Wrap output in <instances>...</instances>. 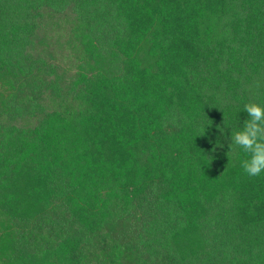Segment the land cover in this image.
<instances>
[{"label": "trees", "instance_id": "trees-1", "mask_svg": "<svg viewBox=\"0 0 264 264\" xmlns=\"http://www.w3.org/2000/svg\"><path fill=\"white\" fill-rule=\"evenodd\" d=\"M248 102L264 0H0V264H264Z\"/></svg>", "mask_w": 264, "mask_h": 264}, {"label": "clouds", "instance_id": "clouds-1", "mask_svg": "<svg viewBox=\"0 0 264 264\" xmlns=\"http://www.w3.org/2000/svg\"><path fill=\"white\" fill-rule=\"evenodd\" d=\"M248 118L243 127L232 133L235 148L242 149L248 158L241 161V168L248 176H259L264 172V106L256 102L244 104ZM223 133V129H220ZM235 148L231 149L232 151Z\"/></svg>", "mask_w": 264, "mask_h": 264}, {"label": "rangeland", "instance_id": "rangeland-1", "mask_svg": "<svg viewBox=\"0 0 264 264\" xmlns=\"http://www.w3.org/2000/svg\"><path fill=\"white\" fill-rule=\"evenodd\" d=\"M47 44L52 45L55 49L57 48V45H56V43L53 40L47 42Z\"/></svg>", "mask_w": 264, "mask_h": 264}]
</instances>
